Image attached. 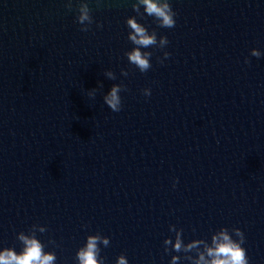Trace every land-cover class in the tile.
I'll use <instances>...</instances> for the list:
<instances>
[{"label": "water", "instance_id": "1", "mask_svg": "<svg viewBox=\"0 0 264 264\" xmlns=\"http://www.w3.org/2000/svg\"><path fill=\"white\" fill-rule=\"evenodd\" d=\"M79 2L0 0V251L35 233L54 264H78L98 236L100 264H195L239 228L264 264V0H169L172 28L136 0H87L80 25ZM129 18L168 40L140 49L146 72Z\"/></svg>", "mask_w": 264, "mask_h": 264}, {"label": "clouds", "instance_id": "2", "mask_svg": "<svg viewBox=\"0 0 264 264\" xmlns=\"http://www.w3.org/2000/svg\"><path fill=\"white\" fill-rule=\"evenodd\" d=\"M71 0H68L67 7L71 8ZM143 6L144 13L140 12ZM137 14L143 16L154 17L156 22L164 28H172L175 26V12L171 7L169 0H136L132 5ZM77 21L80 25H91L93 17L91 9L88 6L87 0H80L78 7ZM127 25L131 29L129 39L137 47L128 53V60L132 65H135L141 72H146L151 68L150 57L152 52L140 49H148L152 46L163 49L167 44V37L161 35L157 41V33L155 30H149L136 19L129 18ZM82 31H88L89 27H81ZM169 55L164 52V57ZM252 55L259 57V52L253 51ZM109 78L115 77L111 72L108 73ZM121 92L119 85L113 86L110 93L105 96V102L113 111L121 109V97L118 93ZM145 95H150V89H144ZM41 232L44 229H40ZM234 234L238 239H233L229 235L227 229H221L217 234L212 235L211 244L209 247L204 244V252L199 254V259L195 264H249L248 256L245 248L242 246L244 242V234L239 228L234 229ZM182 233L176 234L174 250L180 252L183 248L180 236ZM18 240L22 243L21 251L17 252L12 247H5L0 251V264H54L56 256L52 252H45L42 242L36 237L35 233L25 235L23 232L18 234ZM101 240L98 236H88L87 242L80 247L77 252L78 264H100L98 260L99 248L98 243ZM103 244L107 246L108 240L104 239ZM165 245L172 246V240L166 239ZM203 241L194 240L189 244L184 251L191 252L193 249H198ZM205 254L210 257V260H205ZM117 264H128V261L122 255L119 257ZM172 264H177V258L173 257Z\"/></svg>", "mask_w": 264, "mask_h": 264}]
</instances>
